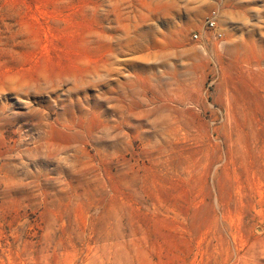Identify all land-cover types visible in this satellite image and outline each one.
<instances>
[{"label":"rangeland","instance_id":"1","mask_svg":"<svg viewBox=\"0 0 264 264\" xmlns=\"http://www.w3.org/2000/svg\"><path fill=\"white\" fill-rule=\"evenodd\" d=\"M0 264H264V0H0Z\"/></svg>","mask_w":264,"mask_h":264},{"label":"built area","instance_id":"2","mask_svg":"<svg viewBox=\"0 0 264 264\" xmlns=\"http://www.w3.org/2000/svg\"><path fill=\"white\" fill-rule=\"evenodd\" d=\"M205 25L208 27V28H213L214 25H215V15H214V12L211 14L210 17L207 18L206 22H205ZM192 39L195 41L198 39V36L196 34H194L192 36Z\"/></svg>","mask_w":264,"mask_h":264}]
</instances>
